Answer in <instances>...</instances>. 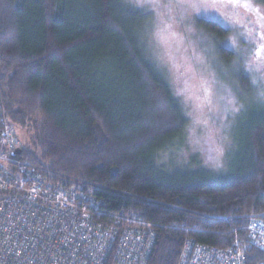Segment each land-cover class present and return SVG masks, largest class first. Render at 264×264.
I'll return each mask as SVG.
<instances>
[{"label": "trees", "instance_id": "obj_1", "mask_svg": "<svg viewBox=\"0 0 264 264\" xmlns=\"http://www.w3.org/2000/svg\"><path fill=\"white\" fill-rule=\"evenodd\" d=\"M144 19L125 0H0V124L26 131L17 157L47 181L151 223L148 264H179L191 243L235 240L256 264L264 253L248 244L245 227L264 217V110L253 111L225 172L198 162L166 169L187 117L149 55ZM198 24L232 60L220 44L230 30Z\"/></svg>", "mask_w": 264, "mask_h": 264}, {"label": "rangeland", "instance_id": "obj_2", "mask_svg": "<svg viewBox=\"0 0 264 264\" xmlns=\"http://www.w3.org/2000/svg\"><path fill=\"white\" fill-rule=\"evenodd\" d=\"M125 1L142 12L149 55L187 117L185 138L165 153L164 167L198 162L214 173L225 172L243 150L253 111L264 110V4L250 0L252 6L246 9L213 6L212 0H191L183 6L174 0ZM200 18L230 30L220 44L234 51L232 60H222L219 42L199 26ZM17 130L20 142L26 143V131Z\"/></svg>", "mask_w": 264, "mask_h": 264}, {"label": "built area", "instance_id": "obj_3", "mask_svg": "<svg viewBox=\"0 0 264 264\" xmlns=\"http://www.w3.org/2000/svg\"><path fill=\"white\" fill-rule=\"evenodd\" d=\"M20 144L17 127L0 124V264H148L151 223L107 211L84 188L47 181L14 154ZM245 230L248 244L264 253V217ZM179 264L248 263L235 240L191 243Z\"/></svg>", "mask_w": 264, "mask_h": 264}, {"label": "snow or ice", "instance_id": "obj_4", "mask_svg": "<svg viewBox=\"0 0 264 264\" xmlns=\"http://www.w3.org/2000/svg\"><path fill=\"white\" fill-rule=\"evenodd\" d=\"M170 2H172V0H170ZM191 2V0H174V3L177 6H183V5H187ZM212 4L213 6H215L216 4H231L233 7L239 6V7H243V8H251V3L250 0H212ZM257 58L260 57V50L257 51L256 53ZM253 83H255L253 81ZM262 96H264V93L261 94Z\"/></svg>", "mask_w": 264, "mask_h": 264}, {"label": "water", "instance_id": "obj_5", "mask_svg": "<svg viewBox=\"0 0 264 264\" xmlns=\"http://www.w3.org/2000/svg\"><path fill=\"white\" fill-rule=\"evenodd\" d=\"M20 153H21V148L20 147L16 148L15 151H14V154L18 155Z\"/></svg>", "mask_w": 264, "mask_h": 264}]
</instances>
